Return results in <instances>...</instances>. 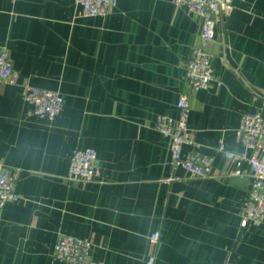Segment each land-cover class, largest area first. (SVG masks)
<instances>
[{
    "label": "crops",
    "instance_id": "obj_1",
    "mask_svg": "<svg viewBox=\"0 0 264 264\" xmlns=\"http://www.w3.org/2000/svg\"><path fill=\"white\" fill-rule=\"evenodd\" d=\"M233 6L204 44L215 80L192 91L184 66L201 24L171 0H118L106 17L81 15L75 0H0V48L18 75L0 85V162L21 197L0 209V264H68L54 257L61 234L91 240L105 264L149 254L155 264H264V228L241 215L249 165L224 152L243 150L244 115L264 113V0ZM25 84L63 95L54 121L29 113ZM182 96L195 144L213 157L209 178L174 171L154 129ZM88 147L100 178L69 180L73 151ZM172 176L180 180L163 182Z\"/></svg>",
    "mask_w": 264,
    "mask_h": 264
},
{
    "label": "built area",
    "instance_id": "obj_2",
    "mask_svg": "<svg viewBox=\"0 0 264 264\" xmlns=\"http://www.w3.org/2000/svg\"><path fill=\"white\" fill-rule=\"evenodd\" d=\"M176 7L184 8L188 14L199 18L201 24L200 44L193 48L185 62V76L192 91L205 90L215 80L212 55L204 44L215 39L218 17L230 13L233 0H171ZM80 14L85 17H106L117 6L118 0H75ZM10 52L0 48V85L17 82ZM24 101L29 105L32 116L54 121L62 112L64 97L60 92L25 84ZM191 113L188 97L182 96L175 114L157 115L154 129L168 138L170 166L174 171L182 169L196 178H209L213 175V157L204 154L195 144L188 125ZM236 141L243 150L239 153L224 151L236 166L247 163L251 172V188L242 204V218L264 228V113L257 111L244 115L236 131ZM190 150L185 151V148ZM222 150L224 147H221ZM239 175L240 172H237ZM98 153L94 148L73 151L68 179L89 182L100 178ZM180 180L179 176L164 179L165 184ZM16 191V174L0 162V209L10 203L20 201ZM159 233L153 232L148 240L157 247ZM93 242L68 234H61L54 249V257L68 264H105L92 257ZM156 255L149 254L144 264H155Z\"/></svg>",
    "mask_w": 264,
    "mask_h": 264
},
{
    "label": "water",
    "instance_id": "obj_3",
    "mask_svg": "<svg viewBox=\"0 0 264 264\" xmlns=\"http://www.w3.org/2000/svg\"><path fill=\"white\" fill-rule=\"evenodd\" d=\"M225 54H226V59H228V61H231L230 57H229V54H228V51H226Z\"/></svg>",
    "mask_w": 264,
    "mask_h": 264
},
{
    "label": "trees",
    "instance_id": "obj_4",
    "mask_svg": "<svg viewBox=\"0 0 264 264\" xmlns=\"http://www.w3.org/2000/svg\"><path fill=\"white\" fill-rule=\"evenodd\" d=\"M89 148V147H88ZM79 149V148H78ZM71 162V161H70ZM179 170H182V169H179ZM178 171V170H177ZM17 191V190H16Z\"/></svg>",
    "mask_w": 264,
    "mask_h": 264
},
{
    "label": "rangeland",
    "instance_id": "obj_5",
    "mask_svg": "<svg viewBox=\"0 0 264 264\" xmlns=\"http://www.w3.org/2000/svg\"><path fill=\"white\" fill-rule=\"evenodd\" d=\"M234 9V8H233ZM231 13V12H230Z\"/></svg>",
    "mask_w": 264,
    "mask_h": 264
}]
</instances>
